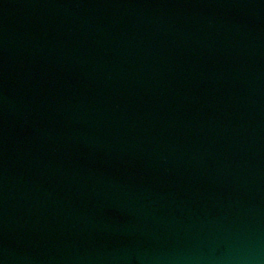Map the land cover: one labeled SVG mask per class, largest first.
Masks as SVG:
<instances>
[{"label":"water","instance_id":"1","mask_svg":"<svg viewBox=\"0 0 264 264\" xmlns=\"http://www.w3.org/2000/svg\"><path fill=\"white\" fill-rule=\"evenodd\" d=\"M0 264H264V0H0Z\"/></svg>","mask_w":264,"mask_h":264}]
</instances>
